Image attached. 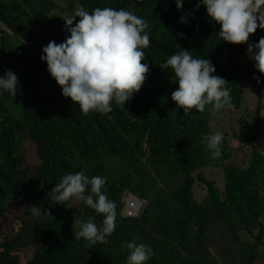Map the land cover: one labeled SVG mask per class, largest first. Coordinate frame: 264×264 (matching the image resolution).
I'll list each match as a JSON object with an SVG mask.
<instances>
[{
	"label": "trees",
	"instance_id": "trees-1",
	"mask_svg": "<svg viewBox=\"0 0 264 264\" xmlns=\"http://www.w3.org/2000/svg\"><path fill=\"white\" fill-rule=\"evenodd\" d=\"M197 2L185 0L177 10L174 0H0V25L6 29L0 28V76L11 70L19 85L14 97L0 95V220L17 227H9V237L0 239V264H125L126 245L133 240L152 248L146 264H264L258 251L264 248V157L256 146L261 125L251 132L245 119L238 120L237 138L249 150L246 167L229 163L232 152L225 139L221 156L212 159L206 141L216 111L206 106L203 113L184 115L171 100L177 87L171 73L158 66L179 48L207 58L215 66L213 74L228 82L232 110L243 105L245 82L255 87V113L260 114L264 79L260 84L253 79L259 73L245 55L247 43L221 41L219 25L209 22L204 7L194 10ZM78 6L89 11L124 8L149 25L150 44L143 49L142 61L149 71L124 108L112 102L110 113L82 114L62 97L40 61L42 47L49 41L63 42L68 33L58 19L43 31L35 30L38 22L54 11L72 14ZM181 16L186 23L179 22ZM15 36L20 37L19 46L11 49L7 42ZM262 36L264 30L258 28L251 43ZM26 142L36 147L38 164L31 169L26 167ZM205 168L222 169V194L202 173L193 177ZM82 170L106 179L103 191L116 205V227L106 244L90 246L75 239V221L94 217L99 225L102 215L82 202L47 203V192L65 174ZM195 180L206 189L200 203L194 200ZM125 193L145 201L139 217L122 216ZM33 204L50 216L33 217L27 209ZM212 217L230 234L231 246L223 237L216 244L218 239L209 236ZM241 233L253 241L242 240ZM235 245L242 250L234 255ZM23 249H32L25 262L19 255Z\"/></svg>",
	"mask_w": 264,
	"mask_h": 264
},
{
	"label": "clouds",
	"instance_id": "clouds-1",
	"mask_svg": "<svg viewBox=\"0 0 264 264\" xmlns=\"http://www.w3.org/2000/svg\"><path fill=\"white\" fill-rule=\"evenodd\" d=\"M180 10L185 0H174ZM201 6L209 22L219 25L218 37L231 45H244L259 28L264 30V0H198L194 10ZM78 18V20H77ZM68 36L61 43L49 41L41 49L40 61L46 64L49 76L61 90V95L73 102L82 114L113 111L112 102L124 108L145 82L149 64L143 49L150 44L149 25L141 17L124 8L95 7L89 11L78 6L71 15L62 18ZM74 20H77L73 26ZM180 23H186L181 16ZM158 66L171 73L177 85L171 100L184 115L195 110L203 113L206 106L220 112L234 109L230 89L222 77L216 76L215 66L207 58H196L191 51L181 49ZM245 55L259 73L253 79L260 84L264 79V36L256 43H247ZM18 77L11 70L0 76V95L17 93ZM223 135L215 132L207 137L206 148L211 158L221 156ZM106 179L89 177L86 171L69 172L55 184L48 194L52 207L67 201L82 202L95 213L103 216L99 225L94 217L75 221L78 230L75 239L88 245L108 242L116 224V205L103 191ZM35 218L50 216L42 206L27 207ZM129 254L125 264H146L153 250L135 240L126 245Z\"/></svg>",
	"mask_w": 264,
	"mask_h": 264
},
{
	"label": "rangeland",
	"instance_id": "rangeland-1",
	"mask_svg": "<svg viewBox=\"0 0 264 264\" xmlns=\"http://www.w3.org/2000/svg\"><path fill=\"white\" fill-rule=\"evenodd\" d=\"M62 5V2H60ZM71 14L68 13H59L58 11H54L51 16L47 17L46 19L39 21L37 24V27L35 30L37 31H43L49 23L53 22L54 19H58L59 23L64 24V20L62 18H65ZM54 23V22H53ZM74 23V22H73ZM0 28L6 30L0 25ZM20 37L15 36L14 38L9 39L7 44L9 43V48L15 49L19 46V44L16 46V41L20 40ZM251 43V36L248 38V42ZM225 56L222 57V62L225 61ZM244 86V94L242 98L243 105L241 109L239 110H232L225 108L223 112L221 113H213L212 115V121L210 124L211 134L215 132H220L223 135V139L227 141V145L229 150L232 152V159L229 163L233 165H237L239 167H246L247 160L249 157V150L246 146H243L241 142L238 140V130H239V118L245 119L250 127V131L253 132L254 127L257 123L261 125V139L257 142L256 146L259 152L264 157V88L261 90V99L259 104L261 105L260 114L256 115L255 108L257 106V97L255 95V90L253 88L254 85L248 84L243 82ZM24 151L26 155V167L33 168L38 164V160L36 158V147L34 144L30 142H26L24 146ZM198 173H202L204 177L210 181H213L216 188L223 193V187H224V178H223V171L220 168H205L198 170L197 172L193 173V177L196 178V175ZM126 194V193H125ZM193 194H194V200L197 203H200L206 196V189L204 185L200 184L198 181L195 180L194 187H193ZM261 194H264L262 192ZM127 195V194H126ZM262 222L264 224V217L262 218ZM10 222L5 221V219L0 220V239L8 238L9 237V227H12L11 230H17V227L15 224L11 226L9 224ZM216 222L214 221L212 217V222L209 225V236L213 235L217 241L215 243H220L219 238H225L227 245L232 244L234 241L230 237V234L225 232L223 228L216 226ZM240 238L242 240H248L249 242H252L253 240L244 235L240 234ZM210 246V242L208 244ZM231 246V245H230ZM234 251L233 254H237L241 252L242 247L240 246H232ZM239 247V251H237ZM210 253L212 255H215L216 250L212 247H209ZM258 251H261L264 257V248H259ZM20 258L23 262L27 261L31 255H32V249H23L19 252ZM220 264H224L223 262L219 261ZM263 264V262H262Z\"/></svg>",
	"mask_w": 264,
	"mask_h": 264
},
{
	"label": "built area",
	"instance_id": "built-area-1",
	"mask_svg": "<svg viewBox=\"0 0 264 264\" xmlns=\"http://www.w3.org/2000/svg\"><path fill=\"white\" fill-rule=\"evenodd\" d=\"M144 206V200H140L130 194H127L123 198L122 216L127 218H137Z\"/></svg>",
	"mask_w": 264,
	"mask_h": 264
},
{
	"label": "water",
	"instance_id": "water-1",
	"mask_svg": "<svg viewBox=\"0 0 264 264\" xmlns=\"http://www.w3.org/2000/svg\"><path fill=\"white\" fill-rule=\"evenodd\" d=\"M134 1H137V2H144V1H147V0H134Z\"/></svg>",
	"mask_w": 264,
	"mask_h": 264
}]
</instances>
